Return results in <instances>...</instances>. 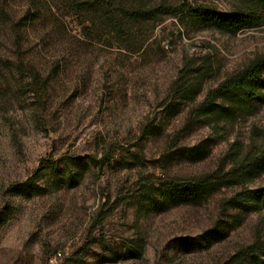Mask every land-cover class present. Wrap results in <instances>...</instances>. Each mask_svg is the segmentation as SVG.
Returning <instances> with one entry per match:
<instances>
[{
  "label": "rangeland",
  "instance_id": "rangeland-1",
  "mask_svg": "<svg viewBox=\"0 0 264 264\" xmlns=\"http://www.w3.org/2000/svg\"><path fill=\"white\" fill-rule=\"evenodd\" d=\"M59 2L38 0L39 39L9 60L0 40V264H264L237 259L264 242V202L239 197L264 172L236 171L264 141V69L250 97L195 110L264 55V21L229 32L183 11L239 0H118L119 34H91Z\"/></svg>",
  "mask_w": 264,
  "mask_h": 264
},
{
  "label": "trees",
  "instance_id": "trees-1",
  "mask_svg": "<svg viewBox=\"0 0 264 264\" xmlns=\"http://www.w3.org/2000/svg\"><path fill=\"white\" fill-rule=\"evenodd\" d=\"M20 1L25 4L23 11H19L17 8L19 5L17 2L21 3ZM239 1L242 3L241 8L228 13H221L214 9L199 6L194 8L187 6L181 9L190 11L192 16L198 18L206 26H215L220 30L229 32L254 27L264 21V0ZM122 7L118 0H60L57 9L58 11L66 9L74 20L81 23L86 22L88 26L84 27L91 34L96 32L97 27L95 26L101 24L107 28L108 34L113 35L119 34L122 28L120 17H124L128 12ZM42 13V7L39 5L38 0H0V40L3 41L5 46L6 60H9V53H12L11 47L15 46L17 49H22L24 44L31 40V33L35 34V40L39 39L40 28H42L43 23ZM51 14L54 13L51 12ZM74 56L75 53L71 46H62L58 50V57L61 61L72 60ZM18 60L20 62H17V64L21 65L23 63L22 56ZM262 69H264V55L252 60L240 71L209 91L195 110L207 109L217 94L239 91L246 92L247 97H250L253 95L250 89L258 86L262 81ZM253 169L264 172V141L252 147L238 164L236 171L239 173V178H243ZM210 179V177H205L195 182L180 181L177 185L183 187L205 185L210 182ZM239 197L241 200L255 199V201L262 200L264 202V188L254 191L247 190L239 194ZM255 254L264 256V242L254 243L238 251L237 259Z\"/></svg>",
  "mask_w": 264,
  "mask_h": 264
}]
</instances>
